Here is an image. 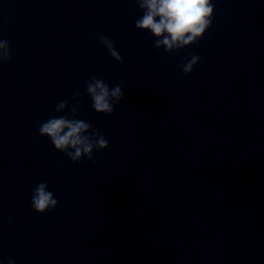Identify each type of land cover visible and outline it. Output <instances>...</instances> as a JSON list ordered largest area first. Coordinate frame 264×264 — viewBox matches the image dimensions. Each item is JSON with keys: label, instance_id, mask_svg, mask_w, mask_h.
I'll return each instance as SVG.
<instances>
[{"label": "clouds", "instance_id": "9594fccd", "mask_svg": "<svg viewBox=\"0 0 264 264\" xmlns=\"http://www.w3.org/2000/svg\"><path fill=\"white\" fill-rule=\"evenodd\" d=\"M143 15L135 21V28L147 31L155 38L154 47L164 49L165 53L179 51L203 38L211 27L214 19V4L212 0H134ZM107 48L111 57L117 62L123 58L114 47L113 41L103 35L94 37ZM12 59L10 41L0 39V66L8 64ZM200 61L198 55H191L190 59L182 65V72L188 75ZM86 94L91 98V107L98 114L111 116L115 105L124 97V90L117 84L110 88L102 78L91 76L86 82ZM80 96L77 90L72 99ZM69 109L67 101H60L55 106V112L60 113ZM78 105L70 107V115L51 117L43 122L38 133L50 139L54 148L64 153L73 163L86 158L96 163L93 152L104 150L109 141L90 123L77 119ZM58 200L53 192L48 190L45 182H40L32 192L31 206L39 214L50 212L57 207ZM11 220V217H9ZM8 264H14L9 260Z\"/></svg>", "mask_w": 264, "mask_h": 264}]
</instances>
